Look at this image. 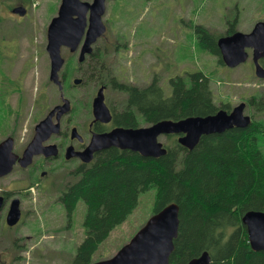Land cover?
Returning <instances> with one entry per match:
<instances>
[{
	"label": "rangeland",
	"instance_id": "obj_1",
	"mask_svg": "<svg viewBox=\"0 0 264 264\" xmlns=\"http://www.w3.org/2000/svg\"><path fill=\"white\" fill-rule=\"evenodd\" d=\"M61 1L0 0V142L14 137L17 153H22L33 138L35 125L61 103V93L72 103L64 125L81 124L91 117V100L97 87L89 75H106L105 70L94 67L91 57L79 64L80 47L74 53L64 47L62 54L68 62L62 73L83 75L95 70L83 75L84 82L78 86H71L73 79L60 75L65 81L61 91L50 80L48 25L58 14ZM19 5L27 8L24 16L12 11ZM106 6L103 20L108 30L95 44V57L120 78L125 75L127 80L143 86L158 75L165 93L170 95L171 77L202 70L211 79L215 101L230 103L231 110L241 102L248 104L251 97L259 98L264 91V79L255 73L252 50L245 63L231 68L202 49L196 34L197 25L202 24L223 36L229 22L237 17L236 30L250 32L264 20V0H107ZM112 95L117 102L125 103L127 98L122 92ZM245 113L264 118V114L255 116L249 106ZM159 139L168 142V136ZM262 146L264 149V142ZM53 165L44 167L50 174L42 178L40 170L34 174L32 168L22 169L19 165L0 178V193L7 190L15 194L23 210L16 228L4 223L6 209L0 213L2 263L75 264L77 247L85 236L86 206L80 201L73 214H68L60 197L73 180L67 173L75 164ZM155 194V187L140 194L136 209L101 243L93 261L114 255L145 224L153 214Z\"/></svg>",
	"mask_w": 264,
	"mask_h": 264
},
{
	"label": "trees",
	"instance_id": "obj_2",
	"mask_svg": "<svg viewBox=\"0 0 264 264\" xmlns=\"http://www.w3.org/2000/svg\"><path fill=\"white\" fill-rule=\"evenodd\" d=\"M237 23L238 17L229 22L224 35L237 31ZM196 34L199 46L225 64L218 46L222 34L202 24L197 25ZM2 53L0 44V60ZM95 55L90 59L94 67L110 74ZM169 81L170 95L158 75L143 86L123 83L120 88L127 95L131 111L121 120L138 127L163 119L231 110L230 103L215 101L211 79L202 70L176 75ZM248 100L255 116L264 114V91L259 98ZM263 142L264 118L254 117L246 127L202 136L192 149L180 144L177 135H168L167 153L159 157L108 149L89 168H79L60 197L69 215L80 201L86 206L85 236L74 263L91 264L101 243L136 209L140 194L155 187L153 213L173 202L180 207L179 232L170 264H188L204 251L211 256L210 264H264V250L252 249L242 221L249 210L264 211Z\"/></svg>",
	"mask_w": 264,
	"mask_h": 264
},
{
	"label": "water",
	"instance_id": "obj_3",
	"mask_svg": "<svg viewBox=\"0 0 264 264\" xmlns=\"http://www.w3.org/2000/svg\"><path fill=\"white\" fill-rule=\"evenodd\" d=\"M107 0H62L58 14L48 25L47 51L51 61L50 80L63 90L60 72L65 64L62 48L75 52L80 47L79 61L93 52V44L107 30L103 20ZM12 11L24 16V5L13 7ZM84 42L82 43V40ZM82 43V45H81ZM221 56L226 65L236 67L249 57L248 48L253 49L256 75L264 79V67L260 58L264 57V20L255 24L252 31H236L220 36L218 39ZM77 77L74 84L81 83ZM62 103L55 105L48 114L35 125V134L22 155L14 151L15 139L9 136L0 142V177L10 174L17 162L22 167L29 166L36 155L57 152L56 144L45 145L53 133H58L63 116L71 111V101L61 93ZM95 114L99 117L107 107L104 102L103 89L94 101ZM246 103L233 107L231 111L220 109L214 114L188 116L179 120L163 119L148 126L120 127L105 135H96L87 150L89 161L95 150L110 146L140 152L144 156L159 157L167 153V147L160 136L178 135V141L184 147L194 148L202 136L221 133L234 127H246L252 123V116L245 113ZM75 130V129H74ZM91 154V155H90ZM83 155V154H82ZM84 156V155H83ZM4 197L0 196V208ZM180 207L173 202L152 214L145 224L109 258L93 261L91 264H170V256L175 248L174 240L179 232ZM22 216L21 200H12L7 215V223L15 225ZM247 227L249 242L254 251L264 250V211L249 210L242 216ZM211 256L204 251L188 264H210Z\"/></svg>",
	"mask_w": 264,
	"mask_h": 264
},
{
	"label": "flooded vegetation",
	"instance_id": "obj_4",
	"mask_svg": "<svg viewBox=\"0 0 264 264\" xmlns=\"http://www.w3.org/2000/svg\"><path fill=\"white\" fill-rule=\"evenodd\" d=\"M89 2H91V1H89ZM92 2H93V0H92ZM107 30H108V27H107ZM107 30L101 37L98 38V40L105 37ZM98 40L93 44V52L91 54H87L86 58L82 62L79 61V56H80V51H79V56H78L79 64L84 63L88 57H91L93 53L97 52V51H95V44L98 42ZM83 42H84V39L82 40V43ZM82 43H81V45H82ZM249 49L252 50V61H253L254 68H255V63L253 60L254 59L253 58V49L248 48V52H249ZM71 53H74V52H71ZM72 56L73 55H71V57ZM249 58H250V52H249L248 59ZM65 59L66 60H65L64 66L67 64V58L65 57ZM96 60L99 61V57H96ZM259 61L262 64V66L264 67V57L260 58ZM64 66H63V68H64ZM63 68H62V70H63ZM231 68H233V67H231ZM62 70L60 72V75H63ZM108 72L110 73L111 71H109V69H108ZM67 73L64 72V74H67V75H65V78H69L70 80L73 79V81L77 77L82 79L81 83L74 84V82H73L71 86H78L84 82L83 75H69V72H67ZM255 73H256V71H255ZM84 76H86V75H84ZM89 77L91 78L92 81L95 82L94 85L97 87L96 92L93 95L92 100H91V106H90L91 117H89L86 121H84L81 124H78L75 122H69L66 125H64L65 123H64L63 119L67 115L66 114L61 119V126H60L59 132L53 133L51 135V137L46 142H44L45 145L56 144L57 152L55 154H50V155H46L45 153H41L39 155H36L33 159V162L25 168L22 167L19 162H17L16 165H19L22 169L32 168V172L34 174L40 170L39 176L42 178V177H46L50 174L49 170L44 168L46 166H51V164H54L53 165L54 167L57 165L68 166L70 164H75V165H72V167L70 168V170L67 173V175H70L71 177L75 178L76 175L74 173H77L79 168H82V169L89 168L108 149L118 148L120 150H126V149H122L120 147L110 146L107 148H103V149L93 151L91 159L89 161L84 160L85 157L89 156V153L86 154V152L89 149V147L91 146L94 136H96V135L101 136V135L111 133L113 130L120 128V127H124V128L134 127L132 125L125 124V122L121 120L125 113L131 111V108L129 107L128 102H127V98L125 100V103L123 101H120L121 102L120 103L119 101L117 102V100L114 98V95H112V93H115V92L121 93L122 92L126 95V93L123 90H121L120 86L123 83H132V84H135V83L127 80L125 78V75H122V78H120L118 75L113 74V72H111L108 75L107 74L106 75H101V74L100 75H89ZM61 79L63 81V86H65V81H64L63 77ZM69 79H66V81ZM55 85L60 90L59 86L57 84H55ZM100 89H103L104 102H105V105H106L108 111L103 109V112L101 114H99V117H97L95 114L94 101H95V98H96L98 92L100 91ZM61 103H62V99H61ZM247 106L251 107L249 100H248V104L246 103V107ZM71 110H72V103H71ZM134 116H135V114H134ZM253 118L254 117L252 116V119ZM141 126H143V125H140L138 127H141ZM23 152H24V149H23ZM23 152L18 153V154L22 155ZM2 177H4V176H2ZM2 177H0V178H2ZM28 188H25L24 190L26 191ZM0 196L4 197L3 205L0 208V213L4 209L7 210L5 218H4V223L9 228H16L21 223L22 218H23L22 207H21L22 216H21L20 220L18 221V223L15 225H9L7 223V215H8L9 209H10L11 202L14 198H16V196H15V194H10L9 191H7V190H3L0 193ZM1 218L2 217L0 215V220H1ZM0 264H4V263H2L1 259H0Z\"/></svg>",
	"mask_w": 264,
	"mask_h": 264
}]
</instances>
